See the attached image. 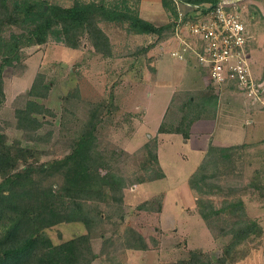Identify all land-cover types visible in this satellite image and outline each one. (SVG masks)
<instances>
[{
	"label": "trees",
	"instance_id": "16d2710c",
	"mask_svg": "<svg viewBox=\"0 0 264 264\" xmlns=\"http://www.w3.org/2000/svg\"><path fill=\"white\" fill-rule=\"evenodd\" d=\"M220 1L161 0L173 21L156 26L141 16V0H76L70 7L48 0H0V104L5 100L4 72L22 66L26 49L55 40L78 50L86 41L96 54L112 58L103 25L119 26L129 35L156 36L161 42L174 37L178 4L205 14ZM192 19L193 14L187 15V20ZM50 92L45 75L37 74L31 89L13 103L15 122L0 123V264H94L99 258L120 264L119 255L127 251L158 247L160 240L149 242L137 229L120 231L126 216L125 192L165 179L158 136L180 135L189 141L194 125L215 120L219 101L215 88L175 93L157 136L134 154L103 149L99 130L110 111L85 101L78 88L64 97L55 129L48 119L57 115L41 103ZM11 128L20 133L19 138L10 139L7 129ZM52 142L62 145L64 156L42 161L51 155ZM245 150L246 145L223 146L210 140L188 181L197 195V213L214 240H227L222 254L215 259L192 252L188 260L174 264H227L263 237L262 227L250 218L240 195L260 190L264 173L256 171L253 180L236 190L244 184ZM163 206L164 197L159 196L138 209L160 216ZM71 223L84 225L85 234L55 244L47 232ZM95 240H102L100 256L94 251Z\"/></svg>",
	"mask_w": 264,
	"mask_h": 264
},
{
	"label": "rangeland",
	"instance_id": "374dc122",
	"mask_svg": "<svg viewBox=\"0 0 264 264\" xmlns=\"http://www.w3.org/2000/svg\"><path fill=\"white\" fill-rule=\"evenodd\" d=\"M48 1L70 7L76 0ZM231 1L238 2L239 12L252 37L253 77L263 84L251 95L236 88L214 87V94L219 95L217 117L201 123L200 131L194 130L197 138L193 141L188 142L180 135L158 136L159 161L166 177L125 192L126 216L120 231L131 227L149 242L157 238L160 244L158 247L151 245L147 252L127 251L119 255L120 264H174L188 260L192 252L215 259L220 257L227 240H214L197 213V195L188 184L210 140L223 146L246 145L242 162L244 184L236 186L237 191L254 179L256 171L264 173V0ZM177 8L181 15H190L193 11L181 4ZM140 14L156 26L173 21L161 0H141ZM102 28L110 38L112 58L96 54L86 41L78 50L55 40L24 50L22 66L4 72L5 100L0 104V123L15 122L14 101L31 89L36 75L41 73L51 85L49 98L41 103L57 115L56 119H48L55 129L59 127L64 97L78 88L85 101L103 105L110 111L105 114L99 130L103 149L134 154L157 136L175 93L200 91L210 85L207 70L193 51L196 48L193 42H188L192 50L174 37L160 42L156 36L129 35L116 25H103ZM7 133L10 139L20 137L13 128L7 129ZM61 148L62 145L53 144L51 155L44 156L42 161L63 157ZM263 180L260 190H249L240 196L250 218L256 220L264 232ZM159 196L164 197L160 216L138 209ZM85 232L81 223H71L57 226L47 234L58 244ZM93 247L100 256L102 240H95ZM247 247L243 254L240 252L242 256L238 255L236 261L227 264H264V235ZM94 264L107 263L99 258Z\"/></svg>",
	"mask_w": 264,
	"mask_h": 264
},
{
	"label": "built area",
	"instance_id": "2783aa9c",
	"mask_svg": "<svg viewBox=\"0 0 264 264\" xmlns=\"http://www.w3.org/2000/svg\"><path fill=\"white\" fill-rule=\"evenodd\" d=\"M239 9L238 2L221 0L205 14L193 9L192 20L179 14L173 33L178 42L189 48L188 42L194 43L196 48L191 49L207 70L211 86H234L251 95L263 83L253 77L252 37Z\"/></svg>",
	"mask_w": 264,
	"mask_h": 264
},
{
	"label": "crops",
	"instance_id": "0c3cea01",
	"mask_svg": "<svg viewBox=\"0 0 264 264\" xmlns=\"http://www.w3.org/2000/svg\"><path fill=\"white\" fill-rule=\"evenodd\" d=\"M203 122H204V121H200V122H198L196 125L193 126V128H192V133H191V138H190L189 141H193V140H194V137L197 138L196 135H194V134H197V132L194 133V130L197 129L198 131H200V130H199L200 127L198 128V126H199L201 123H203ZM189 141H188V142H189ZM206 150H207V148H206L205 150H203L204 155H205Z\"/></svg>",
	"mask_w": 264,
	"mask_h": 264
}]
</instances>
